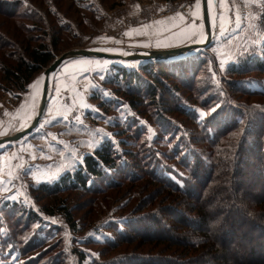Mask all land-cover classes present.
Segmentation results:
<instances>
[{
	"label": "trees",
	"instance_id": "16d2710c",
	"mask_svg": "<svg viewBox=\"0 0 264 264\" xmlns=\"http://www.w3.org/2000/svg\"><path fill=\"white\" fill-rule=\"evenodd\" d=\"M104 1L65 0L67 17L53 0H0L3 26L13 35L0 29V49H13L10 63L0 62V95L26 92L56 59L58 44L66 40L60 34L79 37V25L90 29L91 20L105 18ZM107 1L109 9L119 5ZM212 45L169 60L110 66L100 85L113 96L103 97L104 89L96 87L89 100L104 111L128 106L134 116L114 121L117 142L102 141L54 182L33 183L32 205H3L0 264H199L200 253L211 259L207 264H264V42L239 53L219 84ZM142 120L154 127V138ZM141 180L158 186L171 204L161 211L155 206L158 191L138 187ZM229 180L234 184L228 188ZM125 183L129 187L121 189ZM113 189L124 198L118 206L123 211L104 225L110 235L88 238L99 209L111 204L94 202L86 220L74 215L79 205L72 194ZM134 199L136 205L124 212ZM56 214L64 225L50 219ZM70 231L75 236L69 248ZM80 237L99 254L86 261ZM242 237L246 245L236 242ZM123 244L129 250L105 259L107 249Z\"/></svg>",
	"mask_w": 264,
	"mask_h": 264
},
{
	"label": "rangeland",
	"instance_id": "374dc122",
	"mask_svg": "<svg viewBox=\"0 0 264 264\" xmlns=\"http://www.w3.org/2000/svg\"><path fill=\"white\" fill-rule=\"evenodd\" d=\"M53 1L58 5L59 10L68 17L69 13L65 0ZM159 2L160 0H118L119 5L115 9H109L108 1L105 0L103 3V15L105 14V18L96 21L91 20L90 29H86L84 25H79V37L70 39L68 34H60L62 39L65 38L66 40L58 44L55 51L56 58L71 49L97 48L99 50H109L112 47L135 49L138 46H142L138 43H130L131 40L129 37L123 36V32L127 30V27L139 25L143 27L147 25L145 17L148 15H145L144 12L150 10V5H157ZM162 3L165 9L162 10L158 6L157 14L154 15L156 12L153 14L152 20L154 21L155 19L154 22H156L157 26H161L162 17L165 15L176 11H183L187 5L193 4V9L191 8L190 12L195 11L197 13V16L193 19L197 22L195 25L199 28L198 34L194 37L193 41L194 43L200 41L201 37L205 34L201 0H173ZM217 9V26L211 51H213L217 60L218 67L215 78L219 84L221 77L225 75L227 65L234 61L239 53L250 51L253 45L258 48L262 47L264 30L259 28L258 22L262 18L261 13L264 11V4L259 3L258 0H251V2L250 0H217ZM221 16L224 17L223 27L225 31L223 32L221 31ZM47 17L48 21H52L51 17ZM73 20L78 23L77 18ZM2 21L0 17V29L3 32L9 33L3 26ZM8 22L14 23L15 21L8 19ZM11 36L13 37L12 34H10ZM12 52L13 49L11 48L0 49V62L3 61L4 64H9L10 58L13 56ZM85 61L82 58L69 60L62 64L52 76L49 84L51 110L48 114L44 115L45 124H43V128L36 129V127L33 132L27 134L19 141L0 147V209L7 202L21 201L26 205H32L33 198L30 194V186L33 183L54 182L66 171L75 168L82 161L84 154L92 152L102 141L110 139L117 142L118 136L113 134L116 130V126L113 125L114 121L117 119L121 122L125 121L129 114L134 116L130 109H128V106H121L117 110L104 111L103 108L98 107L95 101L89 100V95L92 93L93 88L101 87L102 92L103 89L105 91V93L103 92V97L110 98V95L113 96L111 92L100 85L101 80L106 77L110 66L113 63H118L127 67H133L137 65V62L106 58H90L87 60L91 61L89 63ZM77 69L89 70L87 74L85 73L84 78H81L80 90L76 86V78L71 74ZM42 73L44 74V70L35 77L26 92L0 95V137L10 135L23 128V124L30 118L29 112L37 108L41 91L36 96L33 107L28 110L27 105L32 86L34 82L36 84L38 77ZM72 80L74 84L70 85V81ZM94 80L98 86L96 84L95 86L93 85ZM87 83L92 88L89 89V94L87 93L88 99L85 100L87 97L85 95V90L88 87ZM241 99L254 101V98L246 96H243ZM58 101L66 107L64 108V112L55 107V103ZM83 101L87 102V106ZM47 110H49V107H47ZM69 110L70 113L68 115L67 111ZM198 113L199 118L205 117L204 111L199 110ZM140 123L147 126L150 137L154 138V127L144 120ZM125 136L123 134L122 138H125ZM37 153L40 155V159L35 157ZM137 184L138 187L141 184H145L147 192L158 191L156 195L159 198H157L155 206H158L161 211L171 204L162 197V192L158 194L160 188L148 180H141ZM232 184L234 183L230 180L227 181L228 188ZM127 187L129 185L125 183L121 186V189ZM251 192L256 195L255 190L251 189ZM117 194L116 189L98 195L86 194L79 196L76 193L72 194L76 197L75 200L79 205L74 215L77 217L84 215L86 220L88 218V211L91 210L90 207H93L94 202H96L95 205H98L100 200H103L111 204L110 210L99 209V217L97 216L93 221V223L96 222L93 229L87 234L88 238L102 240L105 236L110 235L109 230L104 225L117 219V216L123 211V209L119 210L118 206L124 201V198L123 196L118 197ZM88 202L92 203L91 206H88ZM136 203L137 199L132 200L124 212L128 211L133 205H136ZM166 214L164 216L168 218ZM60 216V214H56L50 219L57 224L64 225L63 219ZM174 233L176 235L182 234L178 232ZM74 236L75 233L72 231L66 235L65 241L69 248L72 247ZM236 236H238V233ZM83 238L85 237L78 239L80 243L79 247L85 249L87 255L86 261H88L89 255H98L99 252L97 248H86ZM236 242L243 245L247 244L245 237L238 238ZM228 243L232 245V242L229 241ZM124 246L123 244L116 249H107L104 255L106 258H104L109 259L117 253L129 250L124 249ZM99 248L103 249L102 246H99ZM47 254L48 252L43 255ZM197 257L201 259L199 264L211 263V259L203 253L198 254Z\"/></svg>",
	"mask_w": 264,
	"mask_h": 264
},
{
	"label": "water",
	"instance_id": "95a60500",
	"mask_svg": "<svg viewBox=\"0 0 264 264\" xmlns=\"http://www.w3.org/2000/svg\"><path fill=\"white\" fill-rule=\"evenodd\" d=\"M201 11H202V20L206 35L203 41L200 40L195 43H188L182 46L160 49V50L132 49V51L126 55H121L107 50H99L96 48L71 49L69 51L62 53L46 69H44L45 78L41 88V97H40L39 105L30 123L26 125L24 128L16 131L15 133H12L4 137H0V146H2L3 144L7 145L19 141L27 134H30L38 126L49 99L50 81L54 73L58 70V68L62 64H64L69 60L80 57L106 58L110 60H121V61H150V60H169V59L193 54L207 47L213 41L217 26V16H218L217 4L214 5L213 10H211L209 5V0H201Z\"/></svg>",
	"mask_w": 264,
	"mask_h": 264
},
{
	"label": "crops",
	"instance_id": "0c3cea01",
	"mask_svg": "<svg viewBox=\"0 0 264 264\" xmlns=\"http://www.w3.org/2000/svg\"><path fill=\"white\" fill-rule=\"evenodd\" d=\"M152 5H150L151 7L150 10H148L147 12H144L145 15H148L147 17H145L147 19L146 21L147 25L143 27L142 25L127 27V30L123 32V36L129 37V39L131 40L130 43H138L142 45V46H138L135 49L160 50V49L178 47V46H182L188 43H194L193 39L198 34L199 28L197 25H195L197 24V22L193 19L195 16H197V13L195 11L194 12L192 11V13L195 14L192 16V13L190 12V9L191 8L193 9V7L190 6L189 7L190 9H187L185 7L183 11H176V12L169 13L168 15H165L164 17H162L163 19L161 21V26H157L156 22H154L155 19L154 21L152 20L153 16L157 14L158 6L162 8V10H164L165 7L163 6L164 4L162 3V1H160L157 5L155 4L156 6L155 5L152 6ZM120 22L123 23L122 21ZM80 58L86 60L85 62L87 63L91 62V61H87L90 58H85V57H80ZM88 71L89 70L87 69H77L71 73L72 76L76 78V82H77L76 86L79 90L81 89V85H80L81 78H84V76L88 73ZM73 84H74V81L73 80L70 81V85H73ZM87 84H88V87L85 90V95H87V93L89 94V89L92 88L91 86L89 87V83ZM93 85L95 86L94 82H93ZM38 94L39 92H37L35 95H31V93H29L30 97H29V103L27 105L28 110L31 107H33L34 100L36 99V96ZM40 97H41V94H40ZM40 97H39V101H40ZM87 99H88V95L85 100ZM83 102L87 106V102L86 101H83ZM38 105H39V102H38ZM47 107H49V110H47ZM55 107L59 109L61 112H64V108H66L59 101L55 103ZM37 108H34L32 112L31 111L29 112L30 118L35 115L34 112L35 110H37ZM50 110H51V98L47 102L43 116L36 129L43 128V124H45L44 115L48 114ZM70 110L67 111L68 115L70 113ZM35 157L37 159H40L39 158L40 155L38 153L36 154Z\"/></svg>",
	"mask_w": 264,
	"mask_h": 264
},
{
	"label": "bare ground",
	"instance_id": "6f19581e",
	"mask_svg": "<svg viewBox=\"0 0 264 264\" xmlns=\"http://www.w3.org/2000/svg\"><path fill=\"white\" fill-rule=\"evenodd\" d=\"M217 4V0H209V5H210V9L212 10L213 9V6ZM191 7H193V4L190 5ZM189 5L186 6L187 9H190ZM206 35L204 34L202 37H201V41H203L205 39ZM97 49V48H96ZM107 51H110V52H114V53H118V54H121V55H126L128 53H130L132 51V49H129V48H122V47H112L110 48L109 50ZM44 78H45V75L42 73L37 81H36V84L34 82V85L32 86V89H31V95H35L37 92L41 91V88H42V85H43V81H44ZM36 112V110H35ZM34 112V114H35ZM33 117V116H32ZM32 117L30 119H28V121H26L24 124H23V128L28 125L32 119ZM22 129V128H21ZM6 144H3L2 146H5ZM0 146V147H2Z\"/></svg>",
	"mask_w": 264,
	"mask_h": 264
},
{
	"label": "snow or ice",
	"instance_id": "6c2138e0",
	"mask_svg": "<svg viewBox=\"0 0 264 264\" xmlns=\"http://www.w3.org/2000/svg\"><path fill=\"white\" fill-rule=\"evenodd\" d=\"M250 2H251V0H250ZM258 2L261 3V4H264V0H258ZM193 15H195V14H193ZM220 20H221V31L223 32V31H225V29H224V27H223L224 17L221 16V17H220ZM158 23H159V22H158Z\"/></svg>",
	"mask_w": 264,
	"mask_h": 264
}]
</instances>
